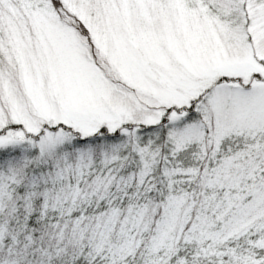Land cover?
<instances>
[{
    "label": "snow or ice",
    "instance_id": "1",
    "mask_svg": "<svg viewBox=\"0 0 264 264\" xmlns=\"http://www.w3.org/2000/svg\"><path fill=\"white\" fill-rule=\"evenodd\" d=\"M0 264H264V0H0Z\"/></svg>",
    "mask_w": 264,
    "mask_h": 264
}]
</instances>
